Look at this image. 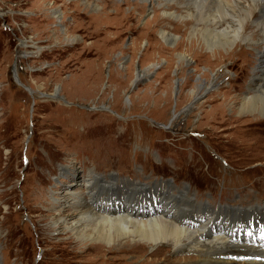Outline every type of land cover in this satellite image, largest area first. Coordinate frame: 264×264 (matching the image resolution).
<instances>
[{
  "label": "rangeland",
  "instance_id": "obj_1",
  "mask_svg": "<svg viewBox=\"0 0 264 264\" xmlns=\"http://www.w3.org/2000/svg\"><path fill=\"white\" fill-rule=\"evenodd\" d=\"M100 2L115 8L113 0ZM78 4L0 0L1 264H178L166 259L197 256L141 245L84 249L69 233L49 232L48 197L83 188L86 170L95 167L124 182L188 186L217 206L264 208V113H232L234 97L253 78L244 60L255 65L257 52L202 49L193 39L191 68L176 72L166 61L172 45L161 40L166 48L158 53L160 35L149 39L154 10L137 8L134 30H127L111 19L113 11L96 23L95 10L82 13ZM56 9L65 12L62 23ZM169 29L185 40L179 52L186 53L192 38L181 37L184 28ZM219 51L226 57L217 61ZM151 59L162 67L138 77ZM197 81L208 86L192 96Z\"/></svg>",
  "mask_w": 264,
  "mask_h": 264
},
{
  "label": "bare ground",
  "instance_id": "obj_2",
  "mask_svg": "<svg viewBox=\"0 0 264 264\" xmlns=\"http://www.w3.org/2000/svg\"><path fill=\"white\" fill-rule=\"evenodd\" d=\"M69 1L80 3L78 6L82 5V9L79 8L82 13H87L88 8L95 10L93 21L96 23L107 22L113 11L115 15L111 19L121 21L127 30H134L130 22L137 8H141L143 13L154 10L145 27L150 30V35H160L155 43L158 53L166 48L161 40L172 45L168 49L173 56H169L170 61H166L167 65L176 67V72L191 68L189 53L193 50L195 40L202 49H230L240 45L244 48L242 50L247 47L256 51L255 65L247 58L244 60L253 78L247 90L234 97L232 113L238 112L243 116L246 112L264 113V0H125L120 3L118 1L122 0H113L115 8L112 10H107L108 3L101 6L100 0ZM128 2H134L135 6L126 11L123 4ZM63 12L55 10L60 23L64 18ZM106 26L113 27H103ZM170 26L175 31L184 28L181 37L187 35L192 38L186 53L179 52L185 40H178V34L172 32ZM79 38L81 36L74 37L73 41ZM149 39H154L153 35ZM135 43L131 47L134 53L138 49ZM193 53L198 55L197 52ZM175 56L179 60L175 61ZM223 57L226 56L219 51L217 61ZM161 64L155 59L148 60L144 67L138 69L137 76L162 67ZM130 66L128 64L122 68ZM176 83L181 84L180 80H176ZM207 86L208 82L197 81L191 95L197 96ZM200 88L202 91L198 93ZM219 113L225 115L223 111ZM109 163L115 162L110 160ZM85 175L84 181L80 183L83 188L67 189L63 193L51 189L53 191L48 198L52 200V206L46 215L49 232L69 233L70 238L77 239V244L84 249L97 246L105 251H121L141 245L159 249L162 253L172 250L198 253L192 257L166 259L178 264H264V235L243 231L244 228L251 231L254 226H258L257 217H264L261 203L247 202L251 206L243 208L242 203L236 208L224 207L222 203L217 206L199 199L193 193V188H178L165 180L150 184L130 180L124 182L122 176L121 180L114 173L107 175L98 172L95 167L88 168ZM206 214L208 217L202 220ZM252 216L253 222L249 220ZM231 232V238L237 242L230 240Z\"/></svg>",
  "mask_w": 264,
  "mask_h": 264
},
{
  "label": "water",
  "instance_id": "obj_3",
  "mask_svg": "<svg viewBox=\"0 0 264 264\" xmlns=\"http://www.w3.org/2000/svg\"><path fill=\"white\" fill-rule=\"evenodd\" d=\"M27 87V86H26ZM30 91H31V89L30 88H28ZM54 98H57V96H55V95H52Z\"/></svg>",
  "mask_w": 264,
  "mask_h": 264
},
{
  "label": "flooded vegetation",
  "instance_id": "obj_4",
  "mask_svg": "<svg viewBox=\"0 0 264 264\" xmlns=\"http://www.w3.org/2000/svg\"><path fill=\"white\" fill-rule=\"evenodd\" d=\"M29 14V13H28Z\"/></svg>",
  "mask_w": 264,
  "mask_h": 264
}]
</instances>
